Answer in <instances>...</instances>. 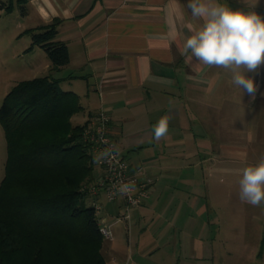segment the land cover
<instances>
[{
    "label": "crops",
    "instance_id": "obj_1",
    "mask_svg": "<svg viewBox=\"0 0 264 264\" xmlns=\"http://www.w3.org/2000/svg\"><path fill=\"white\" fill-rule=\"evenodd\" d=\"M229 1L235 3L229 6L233 10H264V0H212ZM187 4L22 1L23 19L33 23L28 29L60 21L56 39L68 45L70 62L52 71L46 61L45 68L63 90L79 96L84 122L91 125L97 112L106 109L111 134L131 167L154 179L149 197L136 207L137 222L149 213L159 215L161 204L176 199L212 210L213 177L234 170L242 176L246 166L264 156V65L246 73L258 87L250 103L248 94L231 82L229 70L205 65L197 70L195 58L186 62L187 25L202 23L193 21ZM163 116L170 117L168 134L156 141L152 129ZM263 251L264 232L258 255Z\"/></svg>",
    "mask_w": 264,
    "mask_h": 264
},
{
    "label": "trees",
    "instance_id": "obj_2",
    "mask_svg": "<svg viewBox=\"0 0 264 264\" xmlns=\"http://www.w3.org/2000/svg\"><path fill=\"white\" fill-rule=\"evenodd\" d=\"M22 1L3 6L10 10L17 3L24 14ZM59 22L26 30L32 47L47 53L52 71L71 58L68 45L56 39ZM82 110L79 96L63 90L53 74L20 81L5 97L0 121L8 154L0 184V264H108L98 214L83 190L101 168L84 138L89 121L72 122Z\"/></svg>",
    "mask_w": 264,
    "mask_h": 264
},
{
    "label": "rangeland",
    "instance_id": "obj_3",
    "mask_svg": "<svg viewBox=\"0 0 264 264\" xmlns=\"http://www.w3.org/2000/svg\"><path fill=\"white\" fill-rule=\"evenodd\" d=\"M8 2L0 0V108L17 83L49 74L45 64L50 61L43 48L32 47V34L26 30L33 23L23 19L22 7L15 3L7 10L3 3ZM234 4L229 1L227 6ZM255 11L264 13L259 7ZM246 114L250 115L248 111ZM85 115L76 114L72 122L83 123ZM7 154L0 121V184ZM96 162L99 165L97 157ZM234 171L213 177L212 210L176 199L159 204V215L149 213L137 222L136 207L131 208L130 217L121 218L125 213L119 206L122 202H110L103 195L105 210L100 216L109 217L114 231L102 243L108 264H264V251L258 255L264 232V202L257 207L240 199L242 176ZM87 200L93 204L91 196Z\"/></svg>",
    "mask_w": 264,
    "mask_h": 264
},
{
    "label": "clouds",
    "instance_id": "obj_4",
    "mask_svg": "<svg viewBox=\"0 0 264 264\" xmlns=\"http://www.w3.org/2000/svg\"><path fill=\"white\" fill-rule=\"evenodd\" d=\"M193 21L187 25L191 35L185 38L183 55L186 62L199 70L200 65L219 67L232 73V83L244 90L254 102L258 91L254 79L246 73H256L264 65V16L255 10H233L212 0H188ZM172 83V81H167ZM169 116L161 117L153 126V138L161 140L168 134ZM240 199L252 206L264 202V156L255 165L242 170Z\"/></svg>",
    "mask_w": 264,
    "mask_h": 264
},
{
    "label": "built area",
    "instance_id": "obj_5",
    "mask_svg": "<svg viewBox=\"0 0 264 264\" xmlns=\"http://www.w3.org/2000/svg\"><path fill=\"white\" fill-rule=\"evenodd\" d=\"M110 129L109 114L106 109H101L84 136L98 159L101 173L94 182L85 184L83 190L93 200L99 217V229L104 238H111L114 231L109 225V217L100 216L105 210L102 196L105 195L110 202L121 201L125 213L119 217L127 219L131 208L142 205L149 197L154 183V179L145 175L142 168L131 167Z\"/></svg>",
    "mask_w": 264,
    "mask_h": 264
}]
</instances>
